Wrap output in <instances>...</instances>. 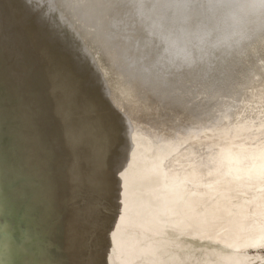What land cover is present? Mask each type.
<instances>
[{"label":"bare ground","instance_id":"bare-ground-1","mask_svg":"<svg viewBox=\"0 0 264 264\" xmlns=\"http://www.w3.org/2000/svg\"><path fill=\"white\" fill-rule=\"evenodd\" d=\"M48 1L44 7L57 13V5L62 0ZM63 1L69 20L63 17L65 33L60 39L74 52L81 55L83 49L89 56V66L93 63L100 77L95 75L96 78H89L87 83L98 85L102 92L111 87L113 101L106 99L111 105L138 110L148 107L149 96L159 95L204 112L218 109L223 118L234 122L238 121L237 117H258L264 113V0ZM13 5L21 15L38 21L32 27L42 39L46 30L43 23L47 21L43 6L39 5L31 17L33 5L29 0H14ZM141 16L148 21L143 23ZM54 27L51 24L49 28L54 31ZM191 29L195 30L191 32ZM56 38L59 40L57 33ZM73 43H80L77 44L80 48ZM2 49L0 77L4 95L0 99V129L7 135L10 160L26 180L27 190L30 183L56 210H63L64 218L76 231L103 233L108 229V233L117 238L114 248H119L117 256L120 258L114 259L120 264L140 262L143 258L151 261L159 248H184L179 242L181 236L178 239L182 234L225 242L236 254L210 251L201 264L250 263L251 255L244 253L245 249L264 244V201L256 197L236 202L233 200L235 187L227 184L238 183L245 177L264 178V135L253 143H191L140 125L135 132L115 120L108 132L117 134L118 142L124 141L122 133L125 131L131 140H140L142 144L150 140L144 134L146 131L160 138H153L154 149L137 150L140 157L133 162L129 160V151L135 146L132 141L130 148L115 147L108 154L99 153L98 179L92 176L84 181L82 176L75 178L70 168L65 140L62 141L58 133L48 136L46 127L35 122L34 115L42 122L47 121L44 115L47 109L41 107L42 95L38 89L22 91L19 85L23 75L27 76V70H12V63L19 60ZM72 50L66 48L63 53L70 54ZM7 57H10V62L6 61L8 65L11 63L10 67L5 63ZM82 67L84 72L89 69ZM28 81L30 84L32 79ZM40 91L44 94L43 89ZM30 97L39 99L37 114L26 103ZM56 137L61 139L59 143L54 140ZM81 138L71 140L75 143ZM162 142L178 144L185 150L167 147ZM171 148L175 151L167 154ZM153 153L154 160H159L155 175L142 180L133 174L113 182L107 179L109 168L113 167L111 159H117L118 154L121 172L137 167V171L144 174L145 164ZM113 183H117L114 191L111 190ZM261 187L264 188V184ZM49 206L48 202L51 208ZM129 233L136 237L121 241L120 238H126ZM148 236L155 242L145 241ZM195 258L193 254L187 258L176 257L175 264H190L197 261Z\"/></svg>","mask_w":264,"mask_h":264},{"label":"rangeland","instance_id":"rangeland-1","mask_svg":"<svg viewBox=\"0 0 264 264\" xmlns=\"http://www.w3.org/2000/svg\"><path fill=\"white\" fill-rule=\"evenodd\" d=\"M8 5L11 8H15L18 11V14L20 13L17 15L19 18L22 16L21 11H19L15 5L11 3H8ZM10 14L11 12L7 10V13L4 14L3 17H0V29L2 28L0 30V40L6 42L5 45L8 47V49L6 48V50H8L7 52L10 53L11 56L17 57L18 48H14L12 43L8 40V36L3 25L12 23L10 21L12 19ZM22 21L23 19L19 22L20 27L15 30H18V35H23V30L29 32L27 35L29 40H24V45H20V49L24 48L25 50L31 45V40L35 38V34L31 33L38 32L28 24L25 26ZM21 27L23 29H21ZM37 35L38 41L41 40L39 34ZM27 43L30 45L27 46ZM52 53L55 57V51L52 50ZM67 75L70 77V73H68V71ZM69 79H71V77ZM62 90L66 89H60V91ZM3 92L4 87L0 77V99L4 95ZM153 96H149V98L146 99L148 107H143L138 110L133 109V114L130 115L124 107L111 105L107 101L105 102V109L110 111L109 113H111L114 117V120H119L122 124L135 132L137 131V126L140 125L142 127H148L150 130L163 136H173L191 143L213 142L220 145H231L232 143L238 141L253 143L260 135H264V113L258 117H237L238 121L234 122L235 120L229 121L228 119L223 118V115L218 109L208 112L205 110L204 112V110L177 102L171 98L159 95ZM108 105H110L114 111L110 109ZM92 107L93 106L89 109L90 112H93ZM99 114L101 115V112H99ZM124 115L130 116L132 120H129L130 118L126 119L127 117ZM99 118H102V115L100 117L97 116V119ZM1 129L0 203L2 202L3 204H0V264H102L106 258L109 260V263L108 261L105 262L107 260L106 259L104 264H120L117 260H115L116 258H120V256H117L119 248H114L117 238L115 239L111 233H108V229L104 230L106 235L103 234L104 232L102 233L100 231H92L88 233L78 230L81 232L79 237V232L76 231V228H74L69 221L64 218L63 210H56L44 195L36 192L32 188L30 183L27 184L29 186L27 190V187L25 186L26 180L24 179L22 173L15 168V165L10 160L11 158L8 154V138ZM144 134L155 139L160 138L159 135L150 131H146ZM162 145L173 147L178 150H185L175 143L162 142ZM4 151L5 154H7L6 156ZM262 184H264V178L254 176L252 178L245 177L239 180L238 183H228L227 186L232 185L235 187V197L233 200L236 202L252 200L256 197L257 199L264 201V188L261 187ZM36 194L42 196H38ZM33 196L36 197L34 198ZM42 197L44 199H42ZM47 201L49 202V207L51 208H48ZM34 204L36 205L34 206ZM14 213H18V215ZM70 227H73L74 229ZM93 233L94 235L92 236ZM86 234L87 236H85ZM100 234L105 237H102ZM130 234L131 233H129V236L127 235L128 238L121 237V241H127L133 236L136 237L135 234H131V236ZM125 236L126 235L124 234V237ZM150 238L151 237L148 236L145 241H148V243L155 242V240H150ZM188 238H193V240H189ZM178 239H180L179 242L184 248L181 247L178 249V247L174 248L173 246L168 249L159 248L157 249V252H155V258H152L153 260L150 261L149 258H143L140 259L139 262L137 259L138 261L134 260L130 264H175L176 257L180 259L187 258L188 256H191V254L195 255V259H197V261L190 264H201L200 261L203 260L210 251L225 252L227 254H233L234 252L232 246L219 240L200 238L198 236L184 234L179 235ZM201 241L207 243L208 245L202 243ZM221 242L223 244H221ZM223 245L226 249L223 247L222 249L220 247ZM203 247L206 249L208 248V251ZM107 252L109 254L111 253V255ZM120 252L122 251L120 250ZM245 252L246 254L252 256H250L251 259L249 264H264V244L257 247L250 246L245 249L244 253ZM99 253H101V255ZM103 253H106L105 257ZM90 254L92 257H90ZM108 255L110 256L109 258ZM233 255H236L235 252ZM101 257H103V259ZM55 258L57 259L55 260Z\"/></svg>","mask_w":264,"mask_h":264},{"label":"water","instance_id":"water-1","mask_svg":"<svg viewBox=\"0 0 264 264\" xmlns=\"http://www.w3.org/2000/svg\"><path fill=\"white\" fill-rule=\"evenodd\" d=\"M10 1L14 4V0ZM10 1L8 0L9 4ZM29 2H31V5H33V8L31 7L32 13L30 14V16L32 17L33 14L37 12V8H39L40 5V7L43 6L42 9L45 17H47V21L43 23L45 24L43 30L46 29L44 37L42 36L43 41L42 39L38 41V33L33 32L31 34H35V38L31 40V45L27 43V46H30L24 50V48L20 49V45H24V40L29 38L27 36L29 32L23 30V35H18V30L16 31L15 29L20 27L19 22L21 21V19H23L22 23H24L25 26L26 24L32 26L33 24H37L38 21H31V18L29 16H27L26 18V15H22L19 18L17 15H19L20 13L18 14V11L15 8H11L6 0H0V17H3L4 14L7 13V9L11 12L10 17H12V19L10 21L12 23L3 25L5 27L8 40L12 43V46L14 48H18L17 59L19 60V62L14 61V63H12V66L11 63L8 65V63L10 62V57H7L5 63L8 67L12 66V70L15 71L21 69L27 70V76L25 77V75H23L19 87L22 88V91L38 89L39 93H41V107H45L47 109L46 111H44V115L45 117H47V121L42 122L40 121V118H38V115H34L35 122L42 128L46 127L48 136L55 135L54 133H58L61 136L62 141L65 140V149L67 150L68 154H70L69 157L71 159L69 161V164L71 165L70 168L74 170L75 178L78 177L79 179V177L82 176L84 181H89L92 176H94V178L97 177L98 179V176L101 173V166L99 165L101 163V160L98 158L99 153L108 154L113 150V148L117 147L118 149V147H122L123 143L125 144V140L123 142H120L121 140L119 142L117 141V134L111 135L108 132L109 127L112 126V121L115 123V120L111 113H109L110 111L105 109V102L106 99H110L113 101V89L111 87L107 88L106 90L102 89V92L101 90H99L101 88H98V85H94L89 82L87 83L89 78L93 79L95 75L100 77L97 70L95 71L94 69V64L92 63V67L89 66V56L83 49H81L83 53H81L80 55L77 51L74 52L70 45L62 43V39L60 38L62 34L65 33L63 32L65 28L64 20L65 18L67 19L66 21L69 20L68 14H65L63 10L65 2L62 0L57 5V13L55 11L54 13H51L49 8L44 7L45 3L49 2L48 0H29ZM64 16L65 18H63ZM141 19L143 20V23H145V21H148L144 19V16H141ZM49 23L50 25L53 24L54 26H56L54 27V31L49 28L50 25L47 26V24ZM21 29L23 28L21 27ZM194 30L195 29H191V32H193ZM56 33L57 37H59V40L56 38ZM64 36L69 38L66 35ZM70 40L74 41L76 39L70 38ZM5 43L6 42L0 40V49H2L1 47H3V52L8 51L6 50V48L8 49V47L5 45ZM53 44H55V46ZM77 44L80 43H73V45L75 46H78ZM53 46L55 47V53L57 54H55V57L52 53ZM78 47L80 48V46ZM66 48L72 50L70 51V54L63 53V51L66 52ZM75 50H77L76 47ZM7 60L8 63L6 62ZM84 65L87 66L85 68H89L87 70L88 72L83 71L82 66ZM67 71L68 73H70L71 79H69L70 77H68ZM11 74L13 73L10 70V75ZM28 79H32V82L30 84ZM62 88L66 90L60 91V89ZM41 89H43L44 94L40 91ZM38 100V98L33 99L32 97L27 98L26 100V103H28L27 105H29L31 110L33 112L37 111L35 112V114H37L40 110V104L38 105ZM91 106H93L92 109L94 113L92 111H89ZM125 109H128L127 111L129 115L133 114V108H131L130 106L128 108V106L126 107L125 105ZM99 112H101L103 118L101 120H99L100 118L97 119V116H101ZM98 133L101 134L99 140ZM65 134L67 136H65ZM58 137L54 139L57 143L61 141V139H57ZM79 137H82V140L79 142L77 141L73 143V141L71 140L78 139ZM149 139L151 141L149 140L147 144H142L140 140L133 141L130 139V141H132L135 146L131 151H129V160H131L132 162L136 161L139 156L137 150L145 152V150H143L144 147L145 149H150V147L152 149L153 146H155V140L153 141V137H150ZM171 150L172 151H166V153L171 154L173 151H175V149L173 148H171ZM154 154L155 153L151 154V157L149 156V162L145 164L147 170L146 172H144V174L143 172L140 173L139 171H137V169H139L137 167H128L126 170L120 173L121 178L124 179L126 176L133 174L137 178L142 180L145 179V176L148 178L151 175H155V169L159 160H154L156 159L155 156L153 157ZM119 157L120 154H118L117 158ZM76 158L79 159L75 160ZM152 159L154 160V162H152ZM111 160L114 163L116 158ZM86 161L88 163H86ZM77 165L79 166V168L76 167ZM109 170L110 171H108L107 173V179L112 182L114 180H118L114 167H112V165ZM72 179L74 180V177H72ZM116 184L113 183L111 185V190H116ZM86 203L87 202L85 200L84 205Z\"/></svg>","mask_w":264,"mask_h":264},{"label":"snow or ice","instance_id":"snow-or-ice-1","mask_svg":"<svg viewBox=\"0 0 264 264\" xmlns=\"http://www.w3.org/2000/svg\"><path fill=\"white\" fill-rule=\"evenodd\" d=\"M122 135H123L124 140H125V144L122 145V147H128V148H130L131 147V143H130V138L127 135V132L125 131L124 133H122ZM113 167H114V170H115V173H116L117 178L118 179H122L121 178V175H120V172H121V161L119 160V158H117L114 161Z\"/></svg>","mask_w":264,"mask_h":264}]
</instances>
